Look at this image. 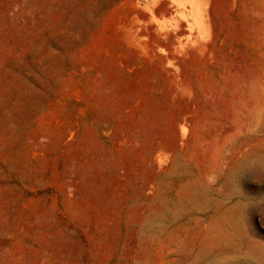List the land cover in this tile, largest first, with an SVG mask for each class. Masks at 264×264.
Returning <instances> with one entry per match:
<instances>
[{"label":"rangeland","instance_id":"rangeland-1","mask_svg":"<svg viewBox=\"0 0 264 264\" xmlns=\"http://www.w3.org/2000/svg\"><path fill=\"white\" fill-rule=\"evenodd\" d=\"M211 2L0 0V264H264V0Z\"/></svg>","mask_w":264,"mask_h":264},{"label":"bare ground","instance_id":"bare-ground-1","mask_svg":"<svg viewBox=\"0 0 264 264\" xmlns=\"http://www.w3.org/2000/svg\"><path fill=\"white\" fill-rule=\"evenodd\" d=\"M145 2L146 5H150V4H155L159 5L161 4L159 0H143ZM180 1V0H177ZM163 2V1H162ZM167 2V1H166ZM182 2V0H181ZM169 3V2H168ZM171 3V2H170ZM179 3V2H177ZM186 3H188L187 5L189 7H187ZM143 4V3H142ZM171 5V4H169ZM173 5V4H172ZM212 2L211 0H183V4L181 5V9H179L178 11L180 12L179 14H182L184 18V15L186 17L187 13L188 15H191V17L184 18V19H177V21H175V26L176 27H180L181 28V33L180 34V38L184 41L185 40H190L193 41L191 39L195 38V32L197 31V33H199L202 37H206L209 36L211 34V29L213 31V28H211V6ZM151 6V5H150ZM162 6V5H160ZM177 6V5H176ZM168 8V7H167ZM178 8V7H177ZM171 10V9H170ZM213 10V8H212ZM155 14V13H154ZM153 14V15H154ZM162 14V13H160ZM177 14V13H176ZM187 15V16H188ZM167 16V15H165ZM163 16V17H165ZM179 16V15H178ZM162 17V18H163ZM173 17V16H171ZM180 17V16H179ZM156 18V17H155ZM169 18V17H168ZM157 19V18H156ZM186 19V20H185ZM184 20V21H182ZM147 23V22H146ZM138 24V23H137ZM173 24V25H174ZM163 25V24H162ZM168 26V25H167ZM154 28V27H153ZM165 28V27H164ZM168 29V28H167ZM174 29V28H173ZM176 29V28H175ZM166 30V29H165ZM176 33V32H175ZM196 33V34H197ZM213 33V32H212ZM214 35V34H213ZM178 36V35H177ZM200 37V36H199ZM213 37V36H212ZM144 38V37H143ZM176 38V37H175ZM179 39V37H178ZM175 40V39H174ZM179 41V40H178ZM182 41V42H183ZM198 41V40H197ZM180 44L181 41H179ZM178 42V44H179ZM176 45V42H174ZM185 43H190V42H186ZM184 45V44H183ZM194 45V44H193ZM182 46V45H181ZM180 47V45H179ZM183 47V46H182ZM170 65V64H169Z\"/></svg>","mask_w":264,"mask_h":264}]
</instances>
